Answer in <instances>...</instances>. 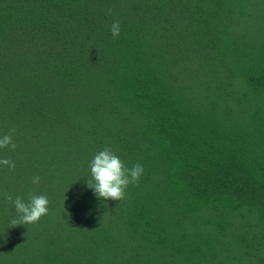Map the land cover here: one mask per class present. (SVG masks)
I'll return each instance as SVG.
<instances>
[{
  "label": "trees",
  "instance_id": "obj_1",
  "mask_svg": "<svg viewBox=\"0 0 264 264\" xmlns=\"http://www.w3.org/2000/svg\"><path fill=\"white\" fill-rule=\"evenodd\" d=\"M11 129L0 264H264V0H0ZM105 147L144 168L123 201L87 187Z\"/></svg>",
  "mask_w": 264,
  "mask_h": 264
},
{
  "label": "clouds",
  "instance_id": "obj_2",
  "mask_svg": "<svg viewBox=\"0 0 264 264\" xmlns=\"http://www.w3.org/2000/svg\"><path fill=\"white\" fill-rule=\"evenodd\" d=\"M120 23L114 20L110 31L114 38L120 36ZM15 129L0 137V149L10 148L15 150L17 145L12 136ZM0 165L15 169V162L10 159H0ZM90 179L86 181L87 187L93 190L98 199L123 201L126 198V189L129 185L139 186V181L144 174L141 164H134L130 169L120 157L110 148L105 147L98 151L89 164ZM33 184L40 183V177L32 179ZM5 199L14 204L18 219H12L10 224L15 227L20 224H36L49 214V199L45 195H30L29 202H24L20 196L13 200L11 195L5 194ZM106 214V213H105Z\"/></svg>",
  "mask_w": 264,
  "mask_h": 264
},
{
  "label": "rangeland",
  "instance_id": "obj_3",
  "mask_svg": "<svg viewBox=\"0 0 264 264\" xmlns=\"http://www.w3.org/2000/svg\"><path fill=\"white\" fill-rule=\"evenodd\" d=\"M120 122H121V119H120ZM6 238L7 239L5 240V242H9L10 244H15L17 242V239H19V236H16L14 238L6 236ZM10 260L14 261L13 259H10Z\"/></svg>",
  "mask_w": 264,
  "mask_h": 264
}]
</instances>
